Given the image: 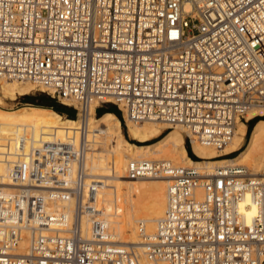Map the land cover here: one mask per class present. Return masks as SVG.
<instances>
[{"label":"built area","instance_id":"1","mask_svg":"<svg viewBox=\"0 0 264 264\" xmlns=\"http://www.w3.org/2000/svg\"><path fill=\"white\" fill-rule=\"evenodd\" d=\"M0 78L33 83L73 106L78 121L63 142L51 134L15 147L0 181V264H264V175L128 160V178L165 180L163 215L139 251L107 239L86 163L91 106L182 125L217 149L238 120L264 116L246 118L264 110V0H0ZM42 190L72 200L71 212L48 216ZM22 223L32 233L17 254ZM138 232L147 237L142 223Z\"/></svg>","mask_w":264,"mask_h":264},{"label":"bare ground","instance_id":"2","mask_svg":"<svg viewBox=\"0 0 264 264\" xmlns=\"http://www.w3.org/2000/svg\"><path fill=\"white\" fill-rule=\"evenodd\" d=\"M32 88L33 83L0 78V102H3L4 98L13 99ZM118 106L124 108L121 104ZM255 113L264 114V110H251L246 114V118H251ZM123 115L128 136L139 143L124 137L118 117L113 113L103 112L97 116L94 114V107L91 106L88 115V126L92 130L88 136V141L92 143L88 148L86 161L88 184L95 187L90 190L89 195L96 206L95 218L106 224L108 240L132 244L137 250L142 251L144 243L153 240L157 221L165 209L164 178L159 176L128 178L125 168L128 160L132 158L165 159L179 166H191L198 171L240 166L245 167L251 175H264V118L253 123L244 146L235 155L217 158L239 148L244 139L245 121L238 120L231 141L217 149L199 141L182 125L169 126L165 122L150 119L137 122L129 118L125 111ZM26 116L30 119H26ZM77 124L75 117H62L52 108L32 107L30 110L21 108L17 112L0 109V181L1 179L3 182L6 181L9 167L18 157L15 147L21 143L25 146H36L38 142L46 141L51 134L63 142L67 135L75 133ZM98 124H102L106 133L103 129L97 128ZM168 127L166 132L160 134ZM183 132L190 136V148L198 159H191L186 153ZM102 134L104 146L100 141ZM152 138L155 139L151 140ZM3 140L8 142L2 143ZM71 169L69 175L74 173V166ZM57 183V186H63L61 179H58ZM52 199L51 204L43 197V206L48 216H55L57 212H71L72 200L54 197ZM241 207L249 223L254 216L255 206L248 196L243 200ZM90 221L91 218H88L84 226L88 237L91 234ZM139 223L144 225L146 238L138 232ZM52 228L60 227L55 224ZM19 229V240L14 251L17 254H26L32 233L31 226L22 223Z\"/></svg>","mask_w":264,"mask_h":264},{"label":"rangeland","instance_id":"3","mask_svg":"<svg viewBox=\"0 0 264 264\" xmlns=\"http://www.w3.org/2000/svg\"><path fill=\"white\" fill-rule=\"evenodd\" d=\"M24 95H31V96H34V97H36V98H39V97H44L46 100H48L49 102H52V103H57V104H61V102H59L55 97H53V96H51L50 94H48V93H46L45 91H42V90H40V89H35V88H32V89H30L28 92H26V93H24V94H19V95H16L15 96V98H13V99H7V98H4V100H3V102H0V109H3V110H9V111H18L19 109H21V108H24V109H27V110H30L32 107H38V108H45V107H43V106H36V105H33L31 102H27V101H25V99L23 98V96ZM105 104V103H104ZM104 104H102V105H104ZM106 104H112V103H110V102H108V103H106ZM100 106V107H98L97 108V110H96V112L97 113H100V112H102L103 110H104V107L103 106ZM113 105V104H112ZM47 108V107H46ZM67 112H68V115H70V116H68V115H64V114H62V113H60L61 115H62V117H75V109L73 108V106H68L67 105ZM117 115H119V118H120V120H121V124H120V120H119V124H120V126H121V129H122V132H123V135H124V137H126L129 141H132V142H138L139 143V141H137V140H135V139H132V138H130L129 136H128V134H127V132H126V126H125V122L123 121L122 122V119H121V117H120V112L117 110ZM97 115V114H96ZM262 115H264V114H262ZM26 119H30L29 118V116H26L25 117ZM256 120H258V119H256ZM255 120V121H256ZM254 121V119H252L251 121H250V123H249V126L250 127H252V125H253V123L255 122ZM97 128H101V129H103L104 130V127L102 126V124H98V127ZM169 129V127L168 128H164L163 130H162V132H161V134L162 133H164V132H166L167 130ZM104 132L106 133V131L104 130ZM247 135H248V133H247ZM103 134L100 136V141H102L103 140ZM187 135L186 134H184V132H183V144L186 146V142H187V144H189V148H190V142H188V140H187V137H186ZM102 138V139H101ZM244 138V137H243ZM153 139H155V138H152L151 140H153ZM5 141L6 142H8L7 140H3L2 141V143H5ZM150 141V140H149ZM149 141H147V142H149ZM246 141V140H245ZM1 143V145H3ZM242 143V142H241ZM101 144L104 146V141H102L101 142ZM244 146V145H243ZM242 146V147H243ZM1 147V146H0ZM241 147V148H242ZM239 148H240V146H239ZM238 148V149H239ZM238 149H236V150H234L233 152H231V153H229L228 155H220V156H217V158H220V157H229V156H233V155H235L237 152H238ZM190 151H191V153L198 159L199 157L197 156V155H195L193 152H192V150H191V148H190ZM189 156V155H188ZM190 157V156H189ZM191 158V157H190ZM192 159V158H191ZM102 163H103V161H102ZM5 190L6 191H11V189H9L8 188V186H6L5 187ZM42 196L43 197H45V200L48 202V200H49V202L48 203H53V199H52V197L51 196H49L48 195V193L46 192V191H43L42 190ZM49 197V198H48ZM51 200V201H50ZM57 213H60V212H57ZM95 217V216H94ZM97 217V216H96ZM19 250V249H18ZM20 252H23V251H20Z\"/></svg>","mask_w":264,"mask_h":264},{"label":"trees","instance_id":"4","mask_svg":"<svg viewBox=\"0 0 264 264\" xmlns=\"http://www.w3.org/2000/svg\"><path fill=\"white\" fill-rule=\"evenodd\" d=\"M23 98L25 99V101L27 102H31L33 105H36V106H43V107H47V108H52L54 109L55 111L59 112V113H62V112H66L67 115H68V112H67V107L63 104H57V103H52V102H49L48 100H46L44 97H39V98H36L34 96H31V95H24ZM109 111H116L117 112V109L115 106H113L112 108H108ZM103 112H105V110H103L102 112L100 113H97V116H99L100 114H102ZM70 116V115H68ZM119 116V115H118ZM260 118H264V116H260V117H255L253 118L254 121L256 119H260ZM123 122V120H122ZM120 125V124H119ZM121 128V126H120ZM251 128V127H250ZM249 128V130H250ZM122 130V129H121ZM249 132V131H248ZM186 149L188 151V155L192 158V159H197L190 151V148H189V144H187L186 142Z\"/></svg>","mask_w":264,"mask_h":264},{"label":"crops","instance_id":"5","mask_svg":"<svg viewBox=\"0 0 264 264\" xmlns=\"http://www.w3.org/2000/svg\"><path fill=\"white\" fill-rule=\"evenodd\" d=\"M61 104H63V103H61ZM63 105H65L66 107H67V104H63ZM68 106H70V105H68ZM103 107H104V110H105V112H111V113H113L114 115H116L117 117H118V122H119V120H120V118H119V116L117 115V113H116V111H109V109L108 108H112L114 105H112V104H104V105H102ZM62 114H64V115H67V113L66 112H62ZM252 120V119H251ZM251 120H249V121H245L244 122V124H245V134H244V139H243V141H242V143H241V145H240V148L244 145V143H245V140H246V138H247V133H248V131H249V128H250V126H249V123H250V121ZM120 124H121V120H120ZM161 134V133H160ZM185 146V145H184ZM239 148V149H240ZM238 149V150H239ZM185 150H186V153L188 154V151H187V149H186V146H185ZM235 152V151H234Z\"/></svg>","mask_w":264,"mask_h":264}]
</instances>
